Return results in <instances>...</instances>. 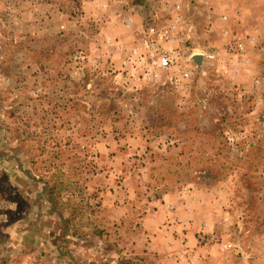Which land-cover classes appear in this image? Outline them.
Listing matches in <instances>:
<instances>
[{
	"label": "rangeland",
	"instance_id": "374dc122",
	"mask_svg": "<svg viewBox=\"0 0 264 264\" xmlns=\"http://www.w3.org/2000/svg\"><path fill=\"white\" fill-rule=\"evenodd\" d=\"M0 264H264V0H0Z\"/></svg>",
	"mask_w": 264,
	"mask_h": 264
},
{
	"label": "built area",
	"instance_id": "2783aa9c",
	"mask_svg": "<svg viewBox=\"0 0 264 264\" xmlns=\"http://www.w3.org/2000/svg\"><path fill=\"white\" fill-rule=\"evenodd\" d=\"M171 62H172V60H171V58L168 57V56H164V57H162L161 60H160V64H161L162 66H164V67H168V66H170Z\"/></svg>",
	"mask_w": 264,
	"mask_h": 264
}]
</instances>
